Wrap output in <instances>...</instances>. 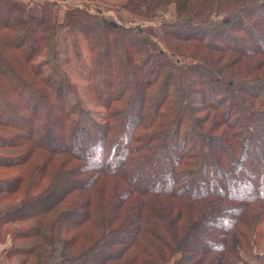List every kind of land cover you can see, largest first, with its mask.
I'll return each mask as SVG.
<instances>
[{
  "label": "trees",
  "instance_id": "trees-1",
  "mask_svg": "<svg viewBox=\"0 0 264 264\" xmlns=\"http://www.w3.org/2000/svg\"><path fill=\"white\" fill-rule=\"evenodd\" d=\"M120 3L163 43L99 8L0 0L6 259L264 261V0Z\"/></svg>",
  "mask_w": 264,
  "mask_h": 264
},
{
  "label": "rangeland",
  "instance_id": "rangeland-1",
  "mask_svg": "<svg viewBox=\"0 0 264 264\" xmlns=\"http://www.w3.org/2000/svg\"><path fill=\"white\" fill-rule=\"evenodd\" d=\"M38 1H47V0H31L29 1L30 3L32 2H38ZM52 2H57L60 7L66 8V7H72V6H87L88 8H90L91 10H95L97 8L102 9L103 12L114 18L115 20H117L120 23L123 24H127V25H140L142 28H144L148 33H150L155 39H158V41L162 44V38L160 37V33H159V29H158V23L161 20L160 18H156V19H152V20H146L144 18H141L139 16L133 15L131 14L129 11H127L126 9H124L120 4V2L124 1V0H49ZM63 56L66 58L63 61V68L70 70L71 68V64L67 61V57L70 56V54L65 53L66 50H63ZM67 54V55H65ZM70 75L73 78V80L75 82H77V84H80L81 82H79V78L77 76V74L73 71H70ZM80 93H81V98L83 99V101L86 103L87 107L89 109H91L93 112L96 113H100V115L102 113H104L103 108H101L97 102H95V100L92 98L93 96L91 95V93L89 92V90H87L84 87L80 88ZM15 171H3L0 173V178L6 177L8 175H11L12 173H14ZM255 185L259 186L261 185L260 183L254 182ZM230 185L229 184H224L225 188H228ZM233 189H236L237 187L232 185ZM14 197H10L8 199V201L11 199V201H13ZM14 229V227H13ZM258 230L263 231L264 232V216H261L260 218H258V220L256 221L255 224V233L254 235L258 234ZM21 243H29L31 240L29 239H25V240H18ZM7 244H10L9 242L6 243V241H4L3 243H1L0 245V256H6V254L4 253L3 250H5L6 248H8ZM263 248H259V251H256V257L253 261V264H264V261L261 258V252ZM5 254V255H4ZM19 257L14 258V262L15 260H19ZM5 260L7 263L10 264V262H8V260L5 257Z\"/></svg>",
  "mask_w": 264,
  "mask_h": 264
},
{
  "label": "crops",
  "instance_id": "crops-1",
  "mask_svg": "<svg viewBox=\"0 0 264 264\" xmlns=\"http://www.w3.org/2000/svg\"><path fill=\"white\" fill-rule=\"evenodd\" d=\"M0 264H8L5 260V257L4 256H0Z\"/></svg>",
  "mask_w": 264,
  "mask_h": 264
},
{
  "label": "built area",
  "instance_id": "built-area-1",
  "mask_svg": "<svg viewBox=\"0 0 264 264\" xmlns=\"http://www.w3.org/2000/svg\"><path fill=\"white\" fill-rule=\"evenodd\" d=\"M27 1H31V0H27ZM33 1V0H32Z\"/></svg>",
  "mask_w": 264,
  "mask_h": 264
}]
</instances>
